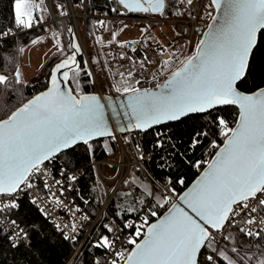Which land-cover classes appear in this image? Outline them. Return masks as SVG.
I'll return each instance as SVG.
<instances>
[{
  "label": "snow or ice",
  "instance_id": "snow-or-ice-1",
  "mask_svg": "<svg viewBox=\"0 0 264 264\" xmlns=\"http://www.w3.org/2000/svg\"><path fill=\"white\" fill-rule=\"evenodd\" d=\"M108 2L115 5L108 11L116 15L144 13L161 17L169 14L183 16L186 7L193 4V0ZM84 3L85 0H77L76 6L81 7ZM43 5L44 0H13L12 21L15 29H31L34 24L45 23ZM209 7L222 14L219 20L213 17L214 25H209V31L203 34L195 55L186 59L170 57L159 65L167 70L179 59L182 66L171 71L163 84L157 83L158 91L128 84L122 90L115 88L117 93L126 97L119 106L113 107L111 97L107 99L113 118L119 121L123 117L128 121L126 126L119 129L122 133H146L163 126L164 130L155 132L152 146L154 150L164 151L167 144L168 154L160 157L163 163L158 165L161 170H165L168 163L174 165L173 158L177 155L181 157V162L198 169L202 164L201 161L193 163L184 153L175 151L173 136L169 134L173 131L170 128L172 123L199 114L216 125L224 144L220 146L211 141L210 147L218 151L207 163L204 174L179 197L178 203H171L167 215L156 223H149V215L156 217L157 212L152 210L153 207H164L169 196L158 195L147 174L144 178L123 181L126 191H122L121 196L129 200L124 214L131 216L145 211V215L139 225L135 219H125L120 227H114L111 223L103 225L106 234L101 233L91 245L100 253L92 264H252L253 260L255 264H264V253L255 258L251 255L241 256L236 237L230 231L236 229L246 237L259 236L264 232V86L257 85L253 90L248 84L256 70L258 57H264V0H210ZM56 13L58 16L69 15L62 3L57 4ZM104 15H108V12ZM55 23L54 19L52 24ZM96 23L100 28H106L104 20ZM67 32L73 33V29L68 27ZM9 37H15L13 27L0 29V41L7 43ZM72 40L67 46L71 55L55 64L47 90L21 101L8 112L6 118L0 119V215L19 212L20 194L35 187L34 178H43L44 191L51 193L49 199L62 206L60 197L65 191L72 190L78 175L68 174V165L61 164L58 172L63 179H54L50 184L48 169L41 165L54 163L62 153L74 151L79 145L85 146L89 158H92L94 141L99 138L117 139L106 118L103 98L96 94H81L76 90L80 88L77 70L83 71L90 78L89 82L95 81L91 80L93 73L87 70L89 62L85 61L81 68L77 60L80 47L74 42V33ZM97 42L101 43L102 38L97 37ZM106 43L126 47V43L117 41L115 32ZM12 44L15 46V40ZM53 46L57 54L64 55L65 46L57 39L55 32ZM131 51L135 52L136 48H131ZM166 51L161 48L159 55L163 56ZM172 56L175 57V53ZM120 59H125L123 53ZM145 61L151 63L145 56L140 61L141 68L145 67ZM69 72L73 73L71 78ZM133 75L129 71L127 78L131 80ZM69 79L75 82L76 89L67 86ZM135 84L139 85L141 81L136 79ZM23 87L20 69L15 67L5 74L4 58L0 56V96L19 94ZM228 105L239 109L234 127L229 126L223 116L212 115L213 109ZM208 134L203 129L195 132L188 151H194ZM124 140L125 143L129 142L127 136ZM104 148L106 152L109 151L106 141ZM135 150L138 159L145 160L144 150L139 144ZM134 171L138 172L139 168ZM172 183L171 178L164 183L165 190L170 193L175 192L174 187H170ZM176 183L183 185V178H177ZM54 185L58 186L59 195L52 191ZM146 203L148 206L145 209ZM29 204L42 217L48 218L46 209L34 196L30 197ZM237 218H240L239 221ZM11 224L16 229L14 235L8 237L11 247L19 248L21 242L25 247H32L29 233L20 227L16 219L11 220ZM54 227L64 240L75 242L76 236L68 235L65 229L76 233V223ZM124 229H134L127 240L128 244L134 246L131 250L117 248L118 233ZM113 233L117 236L110 235ZM34 234L40 233L35 231ZM140 237L142 239L138 242L137 238Z\"/></svg>",
  "mask_w": 264,
  "mask_h": 264
},
{
  "label": "trees",
  "instance_id": "trees-1",
  "mask_svg": "<svg viewBox=\"0 0 264 264\" xmlns=\"http://www.w3.org/2000/svg\"><path fill=\"white\" fill-rule=\"evenodd\" d=\"M60 2H64L66 5L67 2H69L72 9L78 11H81L83 8V5L81 7L76 6L77 0H60ZM85 2L91 12L99 11L103 13L108 12L109 15L114 14L108 10L115 5L110 4L108 0H85ZM12 9L13 0H0V29L7 27L14 28ZM127 15L150 16L152 14L128 13ZM166 16L173 15L169 14ZM68 27H70L69 23L65 19L55 26L57 31L56 34L58 35L60 43L64 45L71 54V50L67 47L72 43L71 33L67 32ZM42 30L44 29L27 30L20 33L18 36L9 37L7 43L0 41V56L4 58L5 74L10 73L15 67L19 66L22 52L20 49L30 47L34 44L32 41L40 39L43 36ZM13 40H15V46L12 44ZM57 58L59 57L54 56V53L52 52L42 64L41 70L38 75L35 76V79L33 78L31 83L24 82V87L21 93H11L0 96V119L6 118L8 112L14 109L21 101L33 98L36 96V93H39L48 87L50 73L55 64L60 62ZM77 60L80 63L81 68H83L85 62L84 58L81 55H78ZM255 67L256 70L248 81L249 88L253 90L257 85L264 86V57H258ZM77 72L79 73L78 79L80 81V88L76 89L75 82L72 79H69L70 88L80 91L81 94L92 93L91 82H89L90 78L87 77L83 71L77 70ZM72 76L73 73L71 72L69 78ZM212 115L223 116V118L228 121L229 126L234 127L238 112L235 107H222L213 110ZM170 128L173 129L169 134L173 136V141L176 145L175 151L177 153H184L193 163L196 161L202 162L206 159L209 160L210 158L212 159L218 149L210 147L211 141L214 140L220 146L224 143V138L216 128V125L201 118L199 114L187 117L182 122L172 123L170 124ZM201 129L209 133L207 138L202 139V143L194 151H188L191 138L195 132L200 131ZM157 130H164L163 126L142 134L129 133L128 135H125L129 139L128 143L131 142L135 146L140 144L144 152L151 155L149 160H143L138 172L134 171L138 167H131V171L125 180L137 177L144 178L145 174H147L148 180L155 185L157 194L163 195L162 190L165 189L164 183L168 178H171L173 183L170 187H174L175 192L170 194L178 197L192 182L195 181L197 176L203 171L204 166L201 165L198 169L193 167L192 164L183 163L181 162V157L177 155L173 158L175 160L174 165L168 163L165 166V170H161L158 167L159 164L163 163L160 160V157L168 154V147L166 144L164 151L153 149L152 146L155 142V132ZM125 136H120V139L124 143ZM105 141L109 145V151L107 152L104 148ZM94 144L95 149L93 158L97 160H103L106 154H113L115 151L113 141L110 139L96 141ZM89 161L90 158L85 146L79 145L74 151L69 150L67 153L61 154L54 163H51L54 166V169H59L61 164H67L68 170H77L80 168L83 171V174L76 182L78 190L70 193L68 197L72 198L74 203L86 212V223L88 227L92 224L91 222L99 212L98 208L100 205L97 184H95L93 171H91V168L89 167ZM179 177L183 178V185L176 183V180ZM137 182H139V180ZM122 191H126L123 182L119 187L117 194L114 195L116 197H114L107 205L102 221L99 222L96 230L89 235L91 237H89L79 249L77 248L81 238L76 239L75 242L64 240L57 229L49 222L48 218L45 219L42 217L37 209L29 204V197H21V207L19 212L10 214H12V218L16 219L20 226L29 233V237L32 239V247H25L23 243H21L19 248H12L8 239V233L0 231V264H92V261L99 257L100 253L92 248L91 245L101 233H105L103 227L104 222L112 219L114 222L122 225L125 219L132 220L137 217L138 214L143 212L141 211L132 214L131 216L125 215L124 209L128 207L129 200L128 198L121 196ZM85 200H87L88 203H84ZM149 202L155 203L154 201ZM147 206L146 203L144 208L146 209ZM169 206L168 202L164 207H153L152 210L157 212V217L159 218ZM35 231H39L40 234L35 235ZM230 231L232 235L236 237V244L240 249L241 256L251 255L255 258L264 253L263 236L246 237L238 233L236 229H231ZM252 264H255V260L252 261Z\"/></svg>",
  "mask_w": 264,
  "mask_h": 264
},
{
  "label": "built area",
  "instance_id": "built-area-1",
  "mask_svg": "<svg viewBox=\"0 0 264 264\" xmlns=\"http://www.w3.org/2000/svg\"><path fill=\"white\" fill-rule=\"evenodd\" d=\"M209 3L210 0H193V4L186 7L185 15L160 17L153 15H104L103 12L99 11L91 12L85 2L83 8L78 14V18L83 22V25L81 27L82 30L77 27L76 18L74 15L71 14V16L68 15L64 17L72 21L71 28L73 29L75 41L80 47V54L84 58V61L89 62L88 71H91L93 73L91 80L95 81V83H91L92 93L100 95L103 98L102 101L104 102L105 96L115 97L120 95L115 91L116 87H120L122 90L123 87L127 86L128 84H132L133 86L140 87L142 89L154 90L155 88H157V83L162 84L171 73V71L177 69L181 64L180 60L177 59L172 68L167 70L161 69L159 65L163 64V61L168 60L170 57L175 59L176 55L178 54L180 59H186L191 54L192 40L198 37L197 32L199 28V22L208 24V21L214 14H212L210 12V9H208ZM188 13H191V15H188ZM64 18L60 16L57 17L52 14V21L55 19L57 23ZM98 20H104L106 23V28H100V26L96 23V21ZM124 25H127V27L129 28L132 27L135 30L128 35L124 42H121L126 43V47L121 48L117 45V43L109 45L110 47L106 51L109 60L107 61V63L102 64L100 68H95L91 63V57L86 50V33L88 27L93 31V34H96V36H100L101 38L107 37V39H110L111 34L115 32L117 34V41L119 42L118 36L122 32L121 29H125ZM45 27L46 24L44 23L40 25L34 24V26L28 30L44 29ZM203 27L205 26L203 25ZM141 29H145L146 31L142 32ZM14 31L15 36H18L20 35V33L27 31V29L18 30L14 27ZM177 33H179V35H177ZM133 47L136 48L135 52L131 51V48ZM161 48L167 49L163 56L159 55V50ZM122 53L125 55V59L123 60L120 59ZM173 53H175V57L172 56ZM145 56L149 61H151V63H147V61H145V67L141 68L140 61ZM128 57H131V59H129ZM129 71L134 74L131 80L127 78V74ZM121 73H123L124 75L121 76ZM136 79H139L141 81V84L136 85ZM112 92H115V95H113L114 93ZM116 137L117 139L113 141L116 152L118 147H122L126 149V153L128 154V156H131L133 159V162L126 167V171L124 170V165H126L127 163H122L120 159L119 161L120 163H122V166L118 168V170L120 171L114 168L115 176H113L115 178L117 176V172H119L117 183L119 186H121V182H123L129 174V168L131 166H138V168H140V166L137 164H141L143 161L138 159L135 145H133L131 142H121L122 140L120 139L119 135H116ZM144 154L146 157L145 160H149L151 155L146 154V152H144ZM111 155L112 154H106L103 160H97L92 157L89 161V167L91 168V171H93L95 184H97V190L98 188L100 190L104 189L103 192L105 196L107 195L108 188L104 181H109L111 180V178L106 176L104 177L103 175L101 176L100 172L98 171V165L104 163V160L110 158L109 156ZM210 160L211 158L209 160L206 159L202 161L201 165L204 166L203 170L207 167V163L210 162ZM41 167H46L48 169V182L50 184L54 182V179H63V177L59 176L58 169H54V166L51 163L43 164L41 165ZM74 173L78 175L79 179V177L83 174V171L80 168H78L77 170H68V174ZM34 184L35 187L33 189L27 190V193H21L20 198L25 196L29 197L30 199V197L34 196L40 206L46 209L48 220L53 226L60 225L61 227H63L66 223H76V233H73L70 229H65V232L70 236L75 235L76 239L81 238V241L77 248L79 249L82 244L89 237H91L89 235L93 233L94 230H96L99 222L102 221L105 215L104 212H106L104 210L105 208H102L101 211L97 213L96 217L91 222L92 224L88 227L86 223V212L82 210V208H79L74 203L72 198L68 197L70 193L78 190V185L76 183L71 191H65L64 195L60 197V199L63 201L62 206L55 204L54 201L49 199L51 197V193L44 191L43 178H34ZM57 188L58 186L54 185L52 191L57 192V195H59ZM162 194L169 196V205H171V203H173L177 198L165 189L162 190ZM111 200L112 199H108L107 202H110ZM77 208H79V211H76ZM144 215L145 211L141 212L137 217L133 218L136 220L137 225H139ZM157 219V216L152 217L149 215V223H152ZM239 219L240 218H237L238 221ZM11 220H13V218L12 214L10 213L0 215V229L4 232H7L9 236L14 235L16 231L14 226L11 224ZM109 223H111L114 227L122 226L114 222L112 219L104 222V225ZM146 227L147 225H145V228ZM133 231L134 229H124L123 231L118 233V249L122 247L124 250H130L132 249V247H134L133 245L127 243V240L131 238ZM110 235L117 236L116 233ZM262 236L264 237V232H261L257 237ZM139 239H142V237L137 238L138 241ZM121 241H123V244H121Z\"/></svg>",
  "mask_w": 264,
  "mask_h": 264
},
{
  "label": "rangeland",
  "instance_id": "rangeland-1",
  "mask_svg": "<svg viewBox=\"0 0 264 264\" xmlns=\"http://www.w3.org/2000/svg\"><path fill=\"white\" fill-rule=\"evenodd\" d=\"M61 3L66 7L70 16H71V14L75 16L76 25L80 30H82L81 27L83 25V22L81 19L78 18V14L80 13V11L72 9L71 4L69 2H67V5H66L64 2H60V0H55V1L54 0H50V1L44 0L43 7L45 10L42 14L45 18L44 24H46V27L44 28V30H42L43 36L40 39L36 40L35 43L33 45H31L30 47L24 48L21 52V59H20L18 68L21 71L23 82L31 83L33 78L35 79V76H37L39 71L41 70L42 64L45 62V60L49 57V55L52 52L54 53V56L59 57V58H57L59 60L66 58L67 56L71 55L69 50L67 48H65L64 55L60 56L59 54H57V49L53 46V33L54 32L57 33L55 26L57 24H59V22H62V20L64 21V19L68 21L70 27L72 25V21L70 19L64 18L66 16H60V17H63L64 19L60 20L58 23L56 22L55 24H52V22H51L52 21V14L54 16L59 17L56 13V6H57V4H61ZM208 9H210V12L212 14L214 13V9L209 7V5H208ZM37 14L38 15L40 14L39 10H37ZM86 23H85V25H86ZM49 25H51V28H49ZM200 25L206 26L207 23L205 24V23L199 22V27H201ZM133 31H135V30L132 27H130V28L126 27L118 36L119 42H124L126 40V38L128 37V35ZM86 36H87L86 37V50H87V53L91 57V63L95 68H100L102 64L107 63V61L109 60L108 54L106 53V51L110 47L109 44L106 43L109 39H107V37H103L102 42L98 43L97 37H100V36H96V34H93V31L89 27L87 29ZM197 36L198 37L196 39L192 40V48L193 49L192 48L191 49L193 51H191V54L189 56H191L194 53L195 47L198 43L197 40L200 41V39H201L200 35H197ZM57 39H58V35H57ZM195 41H197V42H195ZM176 57H179V54L176 55ZM112 93H114L113 95H115V92H112ZM109 157L110 158H107L104 160V163H101L98 165V171L100 172L101 176L103 175L104 177L106 176V177L111 178V180H109V181H104L106 183L107 188H108L106 196L103 192L104 189L100 190L98 188V190H97L98 191V197L100 200V203H99L100 205L98 208L99 211H101L102 208L106 209L107 205L110 203L109 201L107 202V200L113 199L114 197H116L114 195H116L118 190H119L120 186L117 183L119 172H117V176L114 178V176H115L114 175V173H115L114 168L116 170H118V168L122 166V163H127L126 165H124V170L126 171V167L129 166L133 162L132 157L128 156V154L126 153V149H124L122 147H118L117 152L115 149L114 153ZM119 159L121 160L122 163H120ZM137 165L141 166L140 163ZM131 167H138V166H131ZM131 167L129 168L130 169L129 172L131 171ZM118 171H120V170H118ZM105 180H107V179H105ZM105 205H106V207H105ZM220 246H224V245L221 244ZM125 250H128V249H125Z\"/></svg>",
  "mask_w": 264,
  "mask_h": 264
},
{
  "label": "water",
  "instance_id": "water-1",
  "mask_svg": "<svg viewBox=\"0 0 264 264\" xmlns=\"http://www.w3.org/2000/svg\"><path fill=\"white\" fill-rule=\"evenodd\" d=\"M222 14L220 13V12H218V11H216L215 9H214V14H213V16H212V18L208 21V24L205 26V27H199L198 28V32H197V34L198 35H200L201 36V39H203L204 38V36H203V34L204 33H206L207 31H209V25H214V20H213V17H215L216 18V20H219V18H220V16H221ZM72 36H73V33H71V39H72ZM200 39V40H201ZM72 42H73V40H71ZM75 43H77L76 41H74ZM199 44V42L197 43V45ZM197 45H196V47H195V51H194V53L192 54V55H195V52H196V48H197ZM78 55H81L80 53L78 54ZM191 55V56H192ZM182 65H179V67H181ZM178 67V68H179ZM177 68V69H178ZM70 73L71 72H69V75H70ZM171 75V73L168 75V77ZM167 77V78H168ZM166 78V79H167ZM164 83V82H163ZM162 83V84H163ZM61 86H63V85H61ZM67 86L68 87H70L69 86V80H68V84H67ZM48 87H49V85H48ZM47 87V88H48ZM47 88L45 89V90H43V91H41V92H39V93H36V95H38V94H40V93H42V92H44V91H46L47 90ZM153 91H158V89L157 88H155ZM88 94H94V93H88ZM109 96H105L104 97V104H105V106H106V118H107V120H108V123H109V126L114 130V134L115 135H119V136H121V135H123V136H125V135H128L129 133H133V132H131V131H127V132H120L119 131V129L121 128V127H124V126H126L127 124H128V121L126 120V119H124L123 117H121V119L119 120V121H117L116 119H114L113 118V116H112V113H111V109L108 107V98ZM126 99V97L125 96H121V95H119V96H115V97H111V100H112V105H113V107H116V106H119L124 100ZM222 107H235V106H233V105H228V106H220V107H218V108H216V109H220V108H222ZM236 108V107H235ZM216 109H213V110H216ZM237 109V112H239V109L238 108H236ZM212 110V111H213ZM194 115H197V114H194ZM194 115H192V116H194ZM237 118H238V116H237ZM237 120V119H236ZM235 125V124H234ZM151 130H154V129H150V130H148L147 132H149V131H151ZM142 134V133H141ZM103 139H107V138H99V139H97L96 141H101V140H103ZM96 141H94V142H96ZM224 144V143H223ZM223 144L221 145V146H223ZM78 147V146H77ZM76 147V148H77ZM218 151V150H217ZM216 151V152H217ZM215 152V153H216ZM63 154V153H62ZM215 156V155H214ZM214 156L212 157V159L214 158ZM211 159V160H212ZM210 160V161H211ZM46 163H48V162H45L44 164H46ZM207 168V167H206ZM206 168L197 176V178L195 179V181L194 182H192L185 190H184V192H182V194L181 195H179L177 198H176V200L174 201V202H176V203H178L179 202V197L180 196H182L189 188H191L193 185H195L196 184V182L201 178V176L204 174V172H205V170H206ZM170 207V206H169ZM169 209V208H168ZM168 209L161 215V216H159V218L157 219V220H155L154 222H152V223H156V222H158V220L160 219V218H162V217H164L165 215H167V213H168ZM139 242V241H138ZM133 248V247H132Z\"/></svg>",
  "mask_w": 264,
  "mask_h": 264
},
{
  "label": "bare ground",
  "instance_id": "bare-ground-1",
  "mask_svg": "<svg viewBox=\"0 0 264 264\" xmlns=\"http://www.w3.org/2000/svg\"><path fill=\"white\" fill-rule=\"evenodd\" d=\"M201 26V25H200ZM198 41V40H197ZM197 41H195V42H197ZM195 45V44H194ZM193 49V48H192ZM193 51V50H192ZM193 53V52H192ZM102 103H104L103 101H102Z\"/></svg>",
  "mask_w": 264,
  "mask_h": 264
},
{
  "label": "flooded vegetation",
  "instance_id": "flooded-vegetation-1",
  "mask_svg": "<svg viewBox=\"0 0 264 264\" xmlns=\"http://www.w3.org/2000/svg\"><path fill=\"white\" fill-rule=\"evenodd\" d=\"M201 27H203V26H201ZM204 29V28H203ZM199 41V40H198Z\"/></svg>",
  "mask_w": 264,
  "mask_h": 264
}]
</instances>
